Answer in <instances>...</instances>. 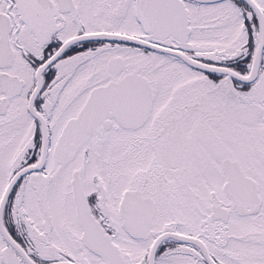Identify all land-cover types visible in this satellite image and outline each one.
<instances>
[{"label":"snow or ice","instance_id":"obj_1","mask_svg":"<svg viewBox=\"0 0 264 264\" xmlns=\"http://www.w3.org/2000/svg\"><path fill=\"white\" fill-rule=\"evenodd\" d=\"M0 264H264V0H0Z\"/></svg>","mask_w":264,"mask_h":264}]
</instances>
